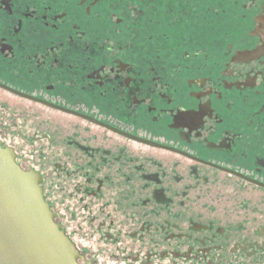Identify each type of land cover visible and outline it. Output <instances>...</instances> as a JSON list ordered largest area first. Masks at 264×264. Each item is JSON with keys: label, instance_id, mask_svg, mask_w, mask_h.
I'll return each instance as SVG.
<instances>
[{"label": "flooded vegetation", "instance_id": "af4514ba", "mask_svg": "<svg viewBox=\"0 0 264 264\" xmlns=\"http://www.w3.org/2000/svg\"><path fill=\"white\" fill-rule=\"evenodd\" d=\"M0 146L78 264H264V0H0Z\"/></svg>", "mask_w": 264, "mask_h": 264}, {"label": "water", "instance_id": "95a60500", "mask_svg": "<svg viewBox=\"0 0 264 264\" xmlns=\"http://www.w3.org/2000/svg\"><path fill=\"white\" fill-rule=\"evenodd\" d=\"M32 173L0 146V264H78Z\"/></svg>", "mask_w": 264, "mask_h": 264}, {"label": "snow or ice", "instance_id": "6c2138e0", "mask_svg": "<svg viewBox=\"0 0 264 264\" xmlns=\"http://www.w3.org/2000/svg\"><path fill=\"white\" fill-rule=\"evenodd\" d=\"M182 119L189 122L190 124L195 125L196 122L198 121L199 117L195 116L194 114H191V115H187V116L182 117Z\"/></svg>", "mask_w": 264, "mask_h": 264}]
</instances>
